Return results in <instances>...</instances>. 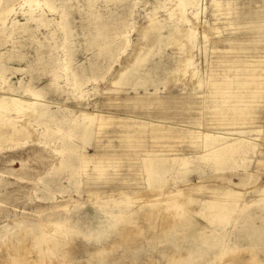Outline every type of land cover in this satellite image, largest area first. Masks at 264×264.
Instances as JSON below:
<instances>
[{"label": "rangeland", "instance_id": "rangeland-1", "mask_svg": "<svg viewBox=\"0 0 264 264\" xmlns=\"http://www.w3.org/2000/svg\"><path fill=\"white\" fill-rule=\"evenodd\" d=\"M4 98L0 264L264 260V0H0Z\"/></svg>", "mask_w": 264, "mask_h": 264}, {"label": "bare ground", "instance_id": "bare-ground-1", "mask_svg": "<svg viewBox=\"0 0 264 264\" xmlns=\"http://www.w3.org/2000/svg\"><path fill=\"white\" fill-rule=\"evenodd\" d=\"M182 4V2L180 3V5ZM183 73V72H182ZM261 85V84H260ZM229 92V91H228ZM9 102H11L13 105H14V108L16 109V110H19L23 105H24V103L23 102H21V101H18V100H16V99H11L10 101H7V100H5V98L3 99V100H0V109H6V108H8V104H9ZM240 113H236V117L239 115ZM4 136V134H1L0 135V137H3ZM224 198V197H223ZM232 202V201H231ZM217 204L218 203H214L213 202V204H208L207 206L208 207H206V215H207V217H208V221L211 223V224H215V225H217V226H223L222 224L225 222V221H227V216H225V209H221V210H219V209H216L217 208ZM220 206H222V205H220ZM220 206H218V207H220ZM239 208V207H238ZM238 208L236 209V213H238ZM263 208V207H262ZM212 209H213V212H209V211H212ZM214 209L216 210V211H214ZM209 210V211H208ZM150 214V213H149ZM149 217V216H148ZM242 217V216H241ZM244 218H246V220H248V218L247 217H244ZM234 219V218H233ZM174 220H176V221H174ZM172 222L170 221V222H168L167 220V222L168 223H166L164 226L165 227H162V231H163V235H162V237H163V239L165 240V242L166 243H172L173 245H175V247L177 248V251H174L173 250V252H169L168 250H161L160 251V253H161V256L163 257V259L165 260V262L166 263H168V264H194L195 263V257H194V253H195V251L198 249V247H200V246H202L204 243H207V241H210L211 240V238L213 239L214 238V236L213 237H210L208 234H205V236L202 234V235H199L198 234V230L197 231H194V227L193 228H191V222H189V220L188 219H186V220H184V221H182V222H177L178 220L175 218ZM245 220V219H244ZM244 223V222H243ZM245 223H247L246 221H245ZM245 227H243V229H245V230H247L248 232H251V234H253V235H255V240L258 242V247H259V249H258V254H259V256H260V259L259 260H262V258H263V254H264V226L263 225H261V226H256V225H254V226H251V225H244ZM177 230V231H180V232H183L182 233V237H180V236H178L177 235V237H178V239L177 240H175V241H171L170 240V236H173V233H172V230ZM202 232V231H201ZM156 235H160V234H157V232L155 233ZM162 234V233H161ZM181 234V233H180ZM222 234V237L223 236H225V234H224V232L223 233H221ZM126 236H128V237H130V239H129V241L128 242H130L131 240L133 241H135L134 243H137V241H136V237H135V235H126ZM125 236V237H126ZM21 237H23V236H21ZM215 237H217V236H215ZM221 237V236H220ZM132 238V239H131ZM23 239V238H22ZM190 239V240H192V243L191 242H188V240ZM21 240V239H20ZM22 241V240H21ZM23 242V241H22ZM191 243V244H190ZM171 244V245H172ZM186 244H188V246L186 245ZM7 246H9V245H7ZM187 247V248H184V247ZM13 247V246H12ZM8 248V247H7ZM17 248H19V246L17 247ZM176 248H174V249H176ZM178 248L181 250H183V251H186V254H183V251L182 252H179V250H178ZM131 249V248H130ZM9 250V249H8ZM12 250H13V248H12ZM17 250V249H16ZM19 250V249H18ZM17 250V251H18ZM127 250V249H126ZM112 251V250H111ZM127 251H129V249L127 250ZM133 251V250H132ZM20 252H23V251H20ZM6 253V252H5ZM18 253V252H17ZM16 253V255H18ZM101 253V252H100ZM99 253V254H100ZM104 253V252H103ZM261 253H263V254H261ZM24 254V253H23ZM22 254V255H23ZM11 255H13V254H11ZM10 255V256H11ZM209 255H211V254H209ZM19 256V255H18ZM21 256V255H20ZM19 256V257H20ZM101 256V255H100ZM98 257V256H95L96 257V259H98L99 261H98V263H100V262H102V261H104V260H106V259H104V257L103 256H101V257ZM3 257V256H2ZM11 257H13V256H11ZM17 258V257H16ZM13 259H14V257H13ZM13 259H11V262H12V260ZM10 260V259H9ZM17 260H18V258H17ZM20 260V259H19ZM18 260V261H19ZM233 260V259H232ZM236 261H237V264H249V262H246V261H242L241 259H239L238 258V260H237V258L235 259ZM234 260V262L236 263V261ZM15 261V260H14ZM14 261H13V263H14ZM21 261V260H20ZM19 261V262H20ZM210 261V260H209ZM208 261V262H209ZM0 262H1V259H0ZM207 262V261H206ZM12 263V264H13ZM15 263H16V261H15ZM18 263V262H17ZM234 263V264H235ZM261 264H263L264 263V260H262L261 262H260ZM11 264V263H10ZM22 264V263H21ZM120 264V263H119ZM204 264H205V262H204ZM258 264V263H257Z\"/></svg>", "mask_w": 264, "mask_h": 264}]
</instances>
